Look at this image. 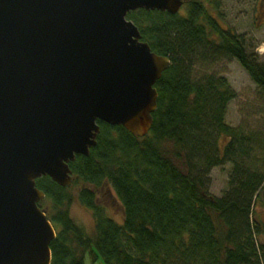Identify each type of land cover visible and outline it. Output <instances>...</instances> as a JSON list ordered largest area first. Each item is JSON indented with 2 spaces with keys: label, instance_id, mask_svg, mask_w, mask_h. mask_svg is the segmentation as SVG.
<instances>
[{
  "label": "trees",
  "instance_id": "trees-1",
  "mask_svg": "<svg viewBox=\"0 0 264 264\" xmlns=\"http://www.w3.org/2000/svg\"><path fill=\"white\" fill-rule=\"evenodd\" d=\"M186 12L138 10L127 17L152 51L171 61L155 86L151 132L138 139L99 121L97 146L70 164L71 187L49 177L36 181L46 195L39 207L57 232L52 264H85L87 256L105 264H264V243H257L264 227L252 220L264 191V64L203 2H189ZM231 60L256 84L248 96L230 86ZM234 100L237 127L226 121ZM225 164L232 167L229 188L216 197L209 176ZM104 189L119 199L122 223L100 204ZM75 200L92 213V237L71 215Z\"/></svg>",
  "mask_w": 264,
  "mask_h": 264
},
{
  "label": "water",
  "instance_id": "water-1",
  "mask_svg": "<svg viewBox=\"0 0 264 264\" xmlns=\"http://www.w3.org/2000/svg\"><path fill=\"white\" fill-rule=\"evenodd\" d=\"M183 0H0V264H52L56 230L36 181L73 185L99 121L146 137L171 61L127 19Z\"/></svg>",
  "mask_w": 264,
  "mask_h": 264
},
{
  "label": "rangeland",
  "instance_id": "rangeland-1",
  "mask_svg": "<svg viewBox=\"0 0 264 264\" xmlns=\"http://www.w3.org/2000/svg\"><path fill=\"white\" fill-rule=\"evenodd\" d=\"M190 1L193 0H186V3ZM211 3L216 6L217 11L210 9V7H215ZM206 4L212 11V15L220 21V25L224 29H231L237 35L245 37L248 44V52L258 63L264 64V1L210 0ZM181 12L184 13V9ZM226 77L232 90L243 96H248L256 89L255 82L237 60H231L228 64ZM239 102L240 100H234L229 104L226 121L232 127H237L241 121ZM231 169L230 164H225L212 170L208 186L210 194L222 197L228 191ZM77 191L78 188L74 191V195H76ZM98 200L106 208L109 216L118 223L123 222V207L112 191L108 189L102 190L98 193ZM71 215L78 225L84 227L89 236H94L95 221L92 213L82 207L77 200H75L71 208ZM252 220L264 227V191L261 193L260 200L256 203L255 216H253ZM257 243H264V234L261 237H257ZM85 264L105 263L102 259L93 261L90 256H87Z\"/></svg>",
  "mask_w": 264,
  "mask_h": 264
},
{
  "label": "flooded vegetation",
  "instance_id": "flooded-vegetation-1",
  "mask_svg": "<svg viewBox=\"0 0 264 264\" xmlns=\"http://www.w3.org/2000/svg\"><path fill=\"white\" fill-rule=\"evenodd\" d=\"M202 1L204 2V5L208 7V5H207L206 3H209V2H207V1H205V0H202ZM263 1H264V0H263ZM184 3H185V7H184V13H182V15H181L182 17H186V15H187V12L185 11V8H186V5H187V4H186V0H184ZM207 7H206V8H207ZM207 9H208V8H207ZM212 10H213V9H212ZM215 11H217V9H215ZM233 33H234V32H233Z\"/></svg>",
  "mask_w": 264,
  "mask_h": 264
}]
</instances>
